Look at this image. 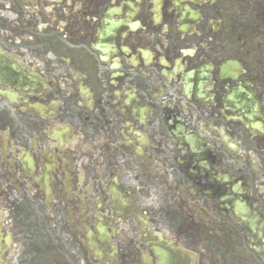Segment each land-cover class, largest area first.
<instances>
[{"label": "flooded vegetation", "instance_id": "flooded-vegetation-1", "mask_svg": "<svg viewBox=\"0 0 264 264\" xmlns=\"http://www.w3.org/2000/svg\"><path fill=\"white\" fill-rule=\"evenodd\" d=\"M263 30L264 0H0V264L23 204L76 264H264Z\"/></svg>", "mask_w": 264, "mask_h": 264}, {"label": "rangeland", "instance_id": "rangeland-1", "mask_svg": "<svg viewBox=\"0 0 264 264\" xmlns=\"http://www.w3.org/2000/svg\"><path fill=\"white\" fill-rule=\"evenodd\" d=\"M260 32L261 35L258 39L264 40V30ZM263 47L264 45L261 48ZM262 55H264V49H262ZM4 114L5 112L0 111V118ZM23 205H16L17 210L19 209V212L15 215L16 264H76V260L66 250L64 252L61 250L60 245L62 242L60 239L56 240L58 237L50 232L43 211L35 207L32 209L34 217L31 220L33 234L30 233V221L23 214L22 210L25 208ZM27 205L29 206V204ZM8 231L7 228H4L5 233ZM8 259H10L9 256H7L5 262Z\"/></svg>", "mask_w": 264, "mask_h": 264}, {"label": "water", "instance_id": "water-1", "mask_svg": "<svg viewBox=\"0 0 264 264\" xmlns=\"http://www.w3.org/2000/svg\"><path fill=\"white\" fill-rule=\"evenodd\" d=\"M0 94H1L2 96H6V97L9 98L10 100L12 99V96H11L10 94H8L7 92H2V91H0Z\"/></svg>", "mask_w": 264, "mask_h": 264}]
</instances>
